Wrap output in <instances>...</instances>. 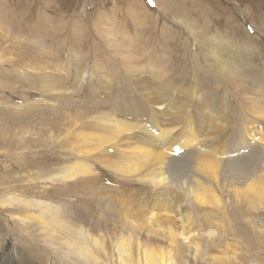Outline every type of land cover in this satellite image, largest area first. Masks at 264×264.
<instances>
[{"label": "rangeland", "instance_id": "obj_1", "mask_svg": "<svg viewBox=\"0 0 264 264\" xmlns=\"http://www.w3.org/2000/svg\"><path fill=\"white\" fill-rule=\"evenodd\" d=\"M223 61L233 76L219 68ZM112 123L124 133L117 134ZM197 128L198 142L191 146L185 133ZM140 143H145L141 151L165 154V163L181 164V176L205 177L201 183L217 195L216 202L202 205L188 221L173 211H153L161 212L159 222L143 234L150 244L156 239L152 247L172 246L169 240L160 244L161 236H167L160 224L168 214L170 227L189 232L171 250L175 264H264V197L249 203L263 191L248 198L240 193H248L246 184L256 186L252 180L261 178L255 176L264 172V159L250 166L256 170L251 179L239 172L233 179L224 176L221 166L232 159L247 170L252 157L264 158V0H0V230L6 237L12 234L13 239L16 227L31 226L21 220L37 214L34 207L21 212L20 204L5 202L8 197L44 202L56 211L79 202L109 212L114 198L126 195L125 216L135 215L129 227L145 225L147 208L157 205L136 201L146 186L140 187L129 169L140 160L135 149ZM237 143L240 150H228ZM180 145L196 150L195 158L217 162L219 182L207 171L187 169L182 162L190 152L181 149L174 155ZM79 158L92 167L87 175L100 181L92 191L80 177L61 179L64 168ZM172 165L170 173L179 174ZM121 208L115 206L116 213ZM142 210L143 220L138 216ZM121 224L107 240L111 253L121 230L129 249L133 244L128 223ZM3 250L13 254V261L20 259L13 243L5 242ZM184 256L191 263L181 261Z\"/></svg>", "mask_w": 264, "mask_h": 264}, {"label": "bare ground", "instance_id": "obj_2", "mask_svg": "<svg viewBox=\"0 0 264 264\" xmlns=\"http://www.w3.org/2000/svg\"><path fill=\"white\" fill-rule=\"evenodd\" d=\"M132 44H134V43L132 42ZM211 45H213V47H216V45H218V44H211ZM134 48L136 49V46H134ZM142 51H143V49H142ZM22 53L27 55L31 52H29V53L28 52H22ZM120 53H122V52H120ZM15 59L16 58H14V60ZM137 60H139V59H137ZM132 61H133V59H132ZM16 62H18V61L16 60ZM19 62H21V60ZM12 64L13 63H11V65ZM136 64L137 63H135V65ZM16 65H17V63H16ZM126 66H127V64H126ZM138 66H140V65H138ZM128 68L129 67H127V69ZM219 68H226V70H225L226 76L229 72L228 70L231 69V67H227L225 61L221 62V65L219 66ZM124 69H126V68H124ZM137 69H139V68H137ZM133 70H134V68H133ZM218 70H220V69H218ZM131 71H132V69H131ZM230 74L232 75V71ZM230 78L232 79V77H230ZM136 84H137V82H136ZM218 84H219V82H218ZM148 86H149V84H148ZM143 88H141V89H143ZM159 88H158V90H159ZM32 89H34V88H32ZM244 89H246V88H244ZM147 91H149V90H147ZM169 92H170V90H169ZM166 93H168V92H166ZM166 97L164 99H166ZM165 102H166V100H165ZM161 103H163V101H160V104ZM107 106L108 105H106L105 107H107ZM253 111H255V110H253ZM119 116H121V115H119ZM146 116H144V117H146ZM151 116L153 118L152 122H157L155 114H152ZM116 122H118V121H116ZM118 123H119V125L121 124L120 122H118ZM191 123H193V122H191ZM224 123H226V122L224 121ZM250 124H252V123H250ZM119 125L118 126H117V124L114 125L116 127L115 128L113 127V130L114 129L117 130V131L114 130L115 132H117V134H119L121 132L124 133L123 132L124 130L122 129V127L120 128ZM123 127H125V126H123ZM107 128H110V127H107ZM237 128H238V125H237ZM237 128H236V130H237ZM111 129H112V127H111ZM144 129H147V128H144ZM169 129H170V127H169ZM173 129L171 131H173ZM168 130H166L167 135L169 134ZM86 135L88 136V138H90L89 136H91L88 134H85L84 136H86ZM106 135H108V133ZM185 135H187L189 137L188 143L192 146L193 144H196L198 142L197 140H198V136L200 134H199V130L197 128V130H194V131H193V129L189 130V132H186ZM87 136L85 138H87ZM109 137H110V135L108 137H105L104 139H108ZM156 138H157V141L158 140L162 141V137L158 136ZM134 142H132V143L134 144ZM136 142H138V141H136ZM151 143H152L151 145H154V142L151 141ZM144 144L140 143L139 146L135 147L140 160H138L134 165H132L129 170L133 174H136V176H135L136 179L134 181L138 182V185L140 187H143L144 185L146 186V188H145L146 190L143 188L141 189L142 191H140V192L138 190V192L140 194L135 195V197L138 198L136 201L140 202L141 200H143V201H145V203H143L145 205H147L148 203H154L155 205H157L156 209L147 208V210L149 212L147 213V211H146L145 225H141V224H139V222H135V224H132L131 227H129V224L132 222L131 219L134 220L135 215H134V217H132V215L130 213L128 219L125 216V210H123V208H124L123 205H124L125 201H127L126 195L116 196L113 200L114 203H112L111 207H109L110 208L109 212H106V211H108V208L103 212H99L98 210L92 208L94 206H90L92 203L90 205H87V206H82V204H79V202H77L76 205L73 206V208H68V209H62L61 208L60 211H56V209L52 208V205L42 204L44 202H41L39 204L35 203V205H34L32 202L30 203L26 200L21 199L20 197L19 198L18 197H12V198L8 197L5 202L11 203V204L12 203L20 204L19 207L21 209L19 208L18 210H21V212L24 213L26 211V213H27L29 211V209H23V207L24 208L34 207V210L37 211V214H35L36 216L29 218L28 220L26 218H24V220H21L24 222L26 221V223L30 224L31 226L26 225L23 228H20L21 226L19 228L16 227L17 232L12 231V233H15V236L13 239H12V234H10L11 238L10 237L8 238L5 235V231L3 233V231L0 230V264H97L98 262H99V264H102V263H106V261H108V264H175L176 262L174 263V261H173L174 259H173L171 250L174 251L175 246L177 245L176 242H177L178 237L184 235V237H185L184 239L187 240L189 232L184 231L181 228L176 229L175 227L174 228L170 227V225L168 224V222H166V220L168 219L173 223V219L168 214H165L166 220L164 219L161 222L159 230H161V233H167V236L164 237L165 234L161 236L160 244H161L162 240H164V242H165V240L166 241L169 240L170 244L172 246L170 248H166V249H162V248L157 249V248L152 247V244L157 245L156 239H154L152 241V244H150L147 241V238H144L143 234H144V232H148L150 230L152 231V229L155 226H157V224L159 222L158 218H159L161 212L159 213V216H158V215H155L154 213H156V212L153 213V211H157L159 208L161 210L164 209V211H167V212L173 211V213H176V215L181 217V219L188 221L186 219H191V216H190V215H192L191 213L196 212L198 209L202 208L201 207L202 205L205 206L209 203L216 202L217 200H216L215 196H217V195H215L216 192H215V194H212L209 192L208 189L207 190L205 189L204 183H201L202 181H204L205 177L201 178L200 180L196 177L198 179L197 180L198 182H197V181L190 180V178L184 177L183 174L181 176V173H183V172L185 173V170L181 166V164L177 165L178 163L171 161V160H168V162H170V164H167L168 162L165 163V159H163V155H165V154L162 155L161 153H157V155H155L154 153L149 154L148 152L144 151L143 149H142L143 151H141V148L143 147ZM227 145H230V144L228 143ZM147 146H149V145H147ZM221 146L225 147L223 145H221ZM87 147H89V146H87ZM230 147L231 146H229L228 148H230ZM233 147L239 148V150H240L241 145L237 143L235 146L232 145L231 149H228V148L227 149L233 151V149L235 150V148H233ZM85 148L81 149V153L86 154L87 148L86 149ZM151 148H152V146H151ZM89 149H91V148L89 147ZM152 149L154 150V148H152ZM181 149H185L184 151L190 152L188 155L185 154L186 155L185 157H187V159H188L187 162H182V163L187 165V166L185 165L187 167V169H188V167H191V169H193V167H195L199 171H207V172H209L208 173L209 175L211 174L210 177L212 178L213 182H219V180L221 179V177H219L217 174L219 172H221L220 170L222 169V167L224 168V172H225L224 176H229L230 178L233 179V176L237 175V173L239 172V173L247 175L248 177H250L249 179H251L252 177H254L253 175H254V172L256 170H254L252 167L250 168V166H252V165L256 166L257 161H260V160L262 161V159H264V158L252 157L251 160L254 164L252 162H248L245 165L247 167V170L245 168L240 169V167H242V163L238 165L237 164L238 161L236 162V165H234L235 162L232 159L227 160L225 162V164L223 163V165H221L222 166L221 167L217 162H214V161L208 160V163H207V160L204 157H203V159L202 158L199 159L197 157L195 158L196 150H194V149H187V146L180 145V150ZM75 150H77V148ZM232 151H230L229 153H231ZM76 153H78L79 156L81 155L80 151H78ZM87 155H88V151H87ZM243 155L244 154H242L241 156H243ZM141 157H144L145 160L141 159ZM224 157H225V155H224ZM121 160H124V158H122ZM79 161H80L79 163H75L72 166L71 165L66 166L64 168V172H62L63 176L61 175L62 176L61 179L65 180V181H74L75 178L80 177L81 178V179L79 178L80 181H83L91 189L89 191H92V187H95L94 185H97V181L99 183H100V181H99V179H97V181H96L95 177H91L90 175H87L92 170V167L90 166V164H88L84 160H80V158H79ZM120 162L122 163V161H120ZM120 162H117V163H120ZM172 164H176L179 167V171H180V172L178 171L179 174L177 173V175H175V174L170 173L171 168L173 166ZM145 165L147 167H145ZM116 166H118V165H116ZM220 167H221V169H220ZM119 168L123 169L124 167L122 166V168H121V165L119 164ZM119 168H117L116 172H118ZM233 168L236 171H232ZM258 168H256V169H258V171H261L263 169L262 165H261V167L258 166ZM196 169H195V171H196ZM124 171H126V170L124 169ZM154 171H156V174H154ZM121 172H122V170H121ZM131 172H130V174L132 175ZM144 172H146L147 174L145 173V175H143V176L137 175V174H141ZM172 172H173V170H172ZM193 174H194V172H193ZM92 175H94V174H92ZM192 176H194V175H192ZM258 176L261 178H257V179L252 180V182L256 186H253L251 184H249V185L246 184L247 185L246 189L248 190V193H247V191H240V193L242 192L246 198H248L254 192H256L257 189H259V191H257V192L263 191L258 195L256 194L255 197L249 198V203L251 201H254L255 199H257V201H258L259 200L258 196H260V195H262V197H264V188L260 187V186L264 185V172L260 175H256L255 177H258ZM55 178H57V177H55ZM57 179H59V178H57ZM127 183H128V185H131L132 182H127ZM76 184H78V181H75L74 185H76ZM81 185H83V184H81ZM207 186H208V184H207ZM85 188H86V186H85ZM144 190H145V192H144ZM96 194H98V192L94 193V195H96ZM177 200H179V202ZM257 201L252 202V203H256ZM107 202L110 204V202L108 200H107ZM238 202H239V200H238ZM262 203L263 202H261V204ZM109 204L107 206H109ZM161 204H163V206H161ZM117 205L122 207L120 209L119 213H116V211H115V206H117ZM237 205H239V204H237ZM6 207L9 208V207H11V205L7 204ZM144 210H146V209H144ZM144 210H142L138 213V216L140 217L141 220L144 219V215H145ZM46 218H51L52 221L51 222L46 221L45 220ZM14 219H16V218H14ZM120 223H122L121 225H123V224L125 225V223H128L127 227L129 229V232H130L129 237H131V240H133V244L131 245V247L129 249V244L127 243L128 241L125 242V240L128 237H126L124 235L125 232L123 230H121V233L119 232L120 233V235H119L120 240H118L119 238L117 237L118 241L114 246V251H112V253H111L107 247V240L110 238L111 233L113 235H115L114 232L116 231V227L120 226L119 225ZM35 225H38V227H36ZM127 227L125 228L126 230H127ZM141 229H143L142 234H141ZM60 232H61V237H59ZM225 234H227V231L225 232ZM207 235L210 237L212 235V232L207 233ZM5 242L13 243V246H15V248L17 250H19L20 259L18 261H13V258H14L13 254H11L9 251L6 252L3 250V244ZM110 243H111V241L109 242V244ZM134 254L136 255V257ZM184 257L181 258V261L191 263L190 261L187 260V257H185V258ZM101 258H102V260H100Z\"/></svg>", "mask_w": 264, "mask_h": 264}]
</instances>
